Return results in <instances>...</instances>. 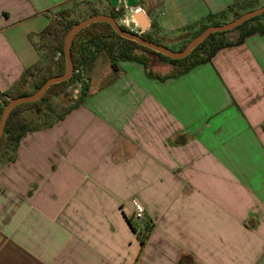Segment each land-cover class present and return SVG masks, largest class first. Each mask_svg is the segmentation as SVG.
<instances>
[{
	"label": "crops",
	"instance_id": "obj_1",
	"mask_svg": "<svg viewBox=\"0 0 264 264\" xmlns=\"http://www.w3.org/2000/svg\"><path fill=\"white\" fill-rule=\"evenodd\" d=\"M76 1L109 14L120 0H0V93L41 62L40 33ZM124 1L168 48L264 5ZM0 264H264V34L165 81L131 61L95 69L83 104L0 165Z\"/></svg>",
	"mask_w": 264,
	"mask_h": 264
},
{
	"label": "trees",
	"instance_id": "obj_2",
	"mask_svg": "<svg viewBox=\"0 0 264 264\" xmlns=\"http://www.w3.org/2000/svg\"><path fill=\"white\" fill-rule=\"evenodd\" d=\"M259 7L262 6H259L257 3L249 4L245 8L246 11L244 13ZM244 13L238 15L241 16ZM100 14L105 13L94 11L90 17ZM69 15V11L60 13L57 21L51 23L40 33L39 36L41 41L39 45L40 48L45 51L43 56L45 61H41L27 69L12 90L0 93V121L4 107L9 103L10 99L30 96L37 92L50 78L65 73V38L71 28L80 22L77 20L69 21ZM106 15H110L117 19L114 12ZM219 18V20L210 25H204L193 38L206 28L210 26H220L222 25V20H227L223 16ZM121 27L124 30H128L123 26ZM235 31L239 33V36L237 39L232 40L228 35ZM254 34H264V14L245 22L235 30L211 34L207 40L199 45L186 58L174 60L136 42L120 37L108 23H95L86 27L77 34L72 45L71 52L74 63L72 77L67 81L52 85L41 100L21 104L12 111L6 124L5 133L0 139V165L5 162H12L16 159L20 143L28 133L40 131L52 126L56 122L63 120L68 113L83 104L86 99L85 92H82L72 104L67 106L59 104L56 98L65 94L71 83L81 80L83 68L88 62L89 56L95 53L97 49L103 50L106 53L115 71L118 70V63L120 61H131L141 64L150 78L165 81L171 78L181 77L200 65L210 63L219 51L242 45L247 37ZM142 36L151 42L160 44L149 34ZM186 46H184L181 51L184 50ZM140 52H142V54ZM145 52L158 55L164 62L172 66L171 71L166 75L155 74L150 69L151 60L144 55ZM32 80L34 81L33 86L29 87ZM41 105H45L41 120L37 121L32 119L27 112Z\"/></svg>",
	"mask_w": 264,
	"mask_h": 264
},
{
	"label": "water",
	"instance_id": "obj_3",
	"mask_svg": "<svg viewBox=\"0 0 264 264\" xmlns=\"http://www.w3.org/2000/svg\"><path fill=\"white\" fill-rule=\"evenodd\" d=\"M264 14V6L259 7L255 10L246 12L242 14L240 17L236 18L234 21L220 25V26H210L206 28L203 32L193 38L186 48L182 51H174L164 45L157 44L145 39L141 34L146 32L151 24L148 15L145 14L143 11H138L137 13L133 14V18L136 21L137 25L141 29V34L133 31L124 30L118 21L106 14L94 15L91 16L84 21H81L75 24L71 30L67 33L64 43V53L66 59V71L63 75L52 77L45 82V84L34 94L26 97H20L15 99H10L9 103L4 107V110L1 115L0 121V139L5 133V128L7 121L12 113V111L19 105L25 103H32L38 100H41L44 95L47 93L49 88L60 82H64L69 80L74 72V63L72 58V45L74 39L76 38L77 34L85 29L86 27L95 24V23H108L112 26L114 31L122 38L136 42L142 46H145L157 53L163 54L171 59L174 60H181L186 58L190 53H192L199 45H201L205 40H207L211 34L217 32H227L237 29L239 26L244 24L245 22Z\"/></svg>",
	"mask_w": 264,
	"mask_h": 264
},
{
	"label": "rangeland",
	"instance_id": "obj_4",
	"mask_svg": "<svg viewBox=\"0 0 264 264\" xmlns=\"http://www.w3.org/2000/svg\"><path fill=\"white\" fill-rule=\"evenodd\" d=\"M64 11L70 12L69 21L70 20L71 21L77 20L80 22L89 18L90 15L94 11L104 12L101 5L93 4V3L88 2V1H76V2L68 5L66 10H63V11L57 13V15H56V17L52 23L56 22L57 19L59 18L60 13H62ZM130 13H131V11L128 9H120L119 11H114V15L117 18L116 20L118 21V23L121 26L127 28L128 30L135 32L133 30L134 26H133L132 22L130 21ZM238 17H240V15H237V17L230 19V20H227V21L222 20L221 24L223 25V24L232 22ZM203 27H201L199 30H197L195 33H193V35L192 34L189 35V38L187 37V39H185V40L181 39V41H180L181 43L179 45H169L170 49H172L174 51H181V49L184 46L188 45V43L192 40L194 35L197 34ZM232 33H234V32H232ZM145 34H148L147 31L143 32L141 35H145ZM230 34L228 36H230ZM39 41H41V40L39 39ZM42 51H43V54H42V60L41 61L44 62L45 60H44L43 56L45 54V51L44 50H42ZM140 53L142 54V52H140ZM144 55L147 56L151 60V66L153 69L158 64H160V65L165 64L164 61L156 54L145 52ZM106 65H108V66L111 65L109 57L106 55V53L103 50L97 49L95 53H92V55L89 56V60L86 63L85 67L83 68L81 80L71 83V85L66 90L65 94L58 96L56 98V101L61 105L67 106L69 104H72L80 96V94L82 92H85V95L87 96L89 89H90V85H91V75H92L93 71L95 69L100 70V71H104ZM76 90L78 92H76ZM44 110H45V105H41V106L35 108L34 110L27 112V114L32 119L39 121V120H41V116H42V113L44 112Z\"/></svg>",
	"mask_w": 264,
	"mask_h": 264
},
{
	"label": "built area",
	"instance_id": "obj_5",
	"mask_svg": "<svg viewBox=\"0 0 264 264\" xmlns=\"http://www.w3.org/2000/svg\"><path fill=\"white\" fill-rule=\"evenodd\" d=\"M127 4L124 0L119 1V5L116 8V11H119L120 9H126ZM132 14H135L138 12V10H130ZM135 22V20H134ZM142 32H140L141 34ZM136 211L134 213V218L136 221L141 222L143 224H148L147 230H150L152 228V224L150 223V220L148 219L146 215V209L142 203L139 201H135Z\"/></svg>",
	"mask_w": 264,
	"mask_h": 264
}]
</instances>
